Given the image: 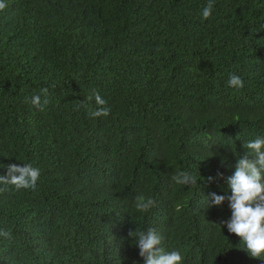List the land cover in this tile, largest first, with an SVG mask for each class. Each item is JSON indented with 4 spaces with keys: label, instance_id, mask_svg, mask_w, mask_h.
Segmentation results:
<instances>
[{
    "label": "trees",
    "instance_id": "obj_1",
    "mask_svg": "<svg viewBox=\"0 0 264 264\" xmlns=\"http://www.w3.org/2000/svg\"><path fill=\"white\" fill-rule=\"evenodd\" d=\"M208 2L3 0L0 175L40 177L0 184V264H144L128 233L149 228L181 264H264L222 223L227 200L208 198L231 194L243 144L264 138V0H213L204 19ZM141 195L155 206L138 211Z\"/></svg>",
    "mask_w": 264,
    "mask_h": 264
},
{
    "label": "clouds",
    "instance_id": "obj_2",
    "mask_svg": "<svg viewBox=\"0 0 264 264\" xmlns=\"http://www.w3.org/2000/svg\"><path fill=\"white\" fill-rule=\"evenodd\" d=\"M5 8L3 0H0V10ZM213 0L202 10L204 19L211 16ZM228 85L237 90L244 87L242 79L230 74ZM41 95H33L30 103L37 109L43 110L49 103L47 100L48 88H42ZM95 99L98 108L91 112L92 117H107L110 109L106 107V101L99 93L93 92L86 97L87 101ZM25 102H29L26 98ZM79 106H84L81 101ZM78 106V107H79ZM248 151L237 159L235 171L225 178L227 192L230 195H218L215 192L209 194V207L221 205L226 200L231 210V218L222 223L227 227L229 233H234L245 244L246 251L252 258L261 259L264 256V138H256L243 144ZM222 177L221 173L217 174ZM40 177V169L31 164H9L6 175H0V184L13 185L17 190L35 189ZM173 181L179 185L195 187L197 177L189 172H181L172 177ZM214 177H207L206 182L212 183ZM3 191V189H0ZM155 206V201L144 196H137L135 208L138 211L146 212ZM0 235L9 237L10 233L0 231ZM129 237L133 238L135 245L139 248V255L144 259V264H181L182 256L178 251H165L161 246L162 237L152 228L146 232L130 231Z\"/></svg>",
    "mask_w": 264,
    "mask_h": 264
}]
</instances>
